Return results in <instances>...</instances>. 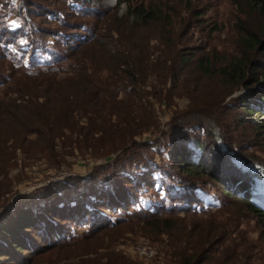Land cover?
Here are the masks:
<instances>
[{
	"label": "rangeland",
	"instance_id": "374dc122",
	"mask_svg": "<svg viewBox=\"0 0 264 264\" xmlns=\"http://www.w3.org/2000/svg\"><path fill=\"white\" fill-rule=\"evenodd\" d=\"M261 3L0 0V141L15 145L0 214H14L12 209L33 200L40 203L38 196L53 185L72 184L137 152L175 174L164 147L184 134L203 137L200 127L219 149L244 153L249 162L234 156V169L254 177L249 192L207 175L187 177L203 190L197 191L202 203L194 208L167 201L159 185L145 188L128 211L105 212L114 222L109 228L72 225L68 238L42 254L24 252L22 259L1 264H182L193 253L192 264H264V215L248 209L251 203L264 212V136L255 132L264 114L259 103L250 105L249 112L239 109V100L250 91L227 75L235 60L262 59L260 50L250 53L244 47L250 33L264 40ZM140 6L152 17L138 20L134 11ZM6 33L10 35L4 37ZM124 58L134 72L141 68L135 85L128 86L124 73L112 66ZM181 59L187 63L179 64ZM200 59L208 60L210 74L198 69ZM79 66L96 90L91 92L95 108L107 116L117 107L135 105L131 115L136 126L126 127L111 116L106 120L115 132L105 136L106 142L97 140L91 149L57 144L49 150L31 130L37 126L21 125L28 116L34 121L32 105L56 107L66 91L77 88L73 69ZM100 120L91 117L96 126ZM89 122L83 118L79 125ZM140 125L148 131L131 136ZM187 147L197 161L198 151L191 143ZM153 205H174L176 211L151 215ZM138 211L148 214L137 216ZM168 226L174 229L167 232Z\"/></svg>",
	"mask_w": 264,
	"mask_h": 264
},
{
	"label": "trees",
	"instance_id": "16d2710c",
	"mask_svg": "<svg viewBox=\"0 0 264 264\" xmlns=\"http://www.w3.org/2000/svg\"><path fill=\"white\" fill-rule=\"evenodd\" d=\"M260 10L264 15V3H261ZM134 12L138 20L152 17L149 11H144L143 6L135 9ZM6 35L10 34L6 33L3 36ZM244 47L250 53L260 50L262 59L252 61L242 57L235 60L230 65L227 75L230 76L229 79L237 81L239 85L250 91V95L239 100V109L249 112L251 111L250 105L259 103L262 105L259 111L262 110L264 114V40L250 33ZM179 62L181 65L187 63L185 59H181ZM112 64L116 72L124 73L123 80L128 86L137 83L134 78L140 73L141 68L134 72L135 66L125 58L115 59ZM197 67L201 72L210 74L207 59H200ZM84 71L85 69L81 66L73 69L78 85L75 90L64 93L63 101L61 99L63 104L60 101L56 107L47 105V103L32 105L35 111L30 112L31 117H35L34 121L28 116L27 121L23 125L20 124L22 127L37 126L32 127L31 130L38 140L46 144L49 150L53 151L57 144L91 149L95 148L97 140L98 143L101 139L103 140L101 143L106 142L105 136L110 137L108 134H111V131L115 132L111 129L113 124H110V120H106L111 116L119 119L120 122L123 121L126 127L136 126L132 124L134 116L131 115L132 107L135 105H123L125 110L117 107L113 113H107V116L102 113V108H95L91 92L96 90ZM91 103L93 106L90 105ZM92 116L100 117L101 124L96 126L91 122ZM7 117H10V113ZM83 118L90 122L85 126H80L79 121ZM116 125L114 126L116 127ZM146 127L143 125L136 127L137 133L133 131L131 136L148 131ZM198 130L203 132V137L192 134L193 137H191L190 134H184L179 140L164 147L169 162H172L177 168L175 174L166 171L161 165H157L146 154L137 152L122 161L120 159L118 163H108V167L101 168V171L88 177L76 179L72 184L64 182L56 186L53 185L51 189L45 190L38 196L36 200L40 203L33 200L25 208L16 207L12 209L14 214H11L10 210L3 211L0 214V264L2 261L12 258L20 257L19 259H22L24 252H27L29 256L42 254L46 247L68 238L72 225L76 227L88 226L91 231L109 228L114 222L105 212L109 211V214H114L121 210L128 211L138 202V193L145 188L155 189L156 185H159L164 193V199L172 204H186L190 208L202 203L197 193L200 187L187 178L190 176L207 175L216 183L226 185L229 183L230 186L237 187L242 192H249L254 184V177L250 173L234 169L235 166H233L234 156L249 162L245 154L228 146L226 150L219 149L211 140L209 131L203 127ZM255 132L257 136H264V122L255 124ZM73 135H76L75 140L71 137ZM128 140L130 138L123 142H128ZM7 143V141H0V197L9 191V187L5 183L8 177L7 165L12 153L15 152L14 143L9 145ZM189 143L198 151L197 161L191 157L193 150L187 147ZM120 163L121 165H119ZM222 176L223 178H221ZM243 197L248 199V193ZM248 206L251 212L259 216L264 215L263 211L251 203ZM163 207L153 205L151 207L152 214H149L157 215L176 211L174 205L169 208ZM140 211L135 214L140 216L149 212L148 210L144 213ZM173 229V226H168L167 232ZM193 255L196 254L193 253ZM193 255L182 258V264H192Z\"/></svg>",
	"mask_w": 264,
	"mask_h": 264
},
{
	"label": "built area",
	"instance_id": "2783aa9c",
	"mask_svg": "<svg viewBox=\"0 0 264 264\" xmlns=\"http://www.w3.org/2000/svg\"><path fill=\"white\" fill-rule=\"evenodd\" d=\"M143 253H147L149 255L150 252L146 251L144 248L142 249Z\"/></svg>",
	"mask_w": 264,
	"mask_h": 264
}]
</instances>
